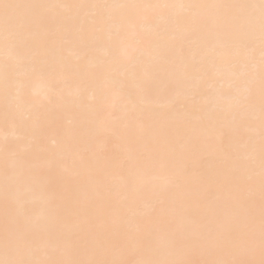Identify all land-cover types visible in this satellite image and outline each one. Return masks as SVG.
Returning <instances> with one entry per match:
<instances>
[{"label":"snow or ice","instance_id":"6c2138e0","mask_svg":"<svg viewBox=\"0 0 264 264\" xmlns=\"http://www.w3.org/2000/svg\"><path fill=\"white\" fill-rule=\"evenodd\" d=\"M0 264H264V0H0Z\"/></svg>","mask_w":264,"mask_h":264},{"label":"bare ground","instance_id":"6f19581e","mask_svg":"<svg viewBox=\"0 0 264 264\" xmlns=\"http://www.w3.org/2000/svg\"><path fill=\"white\" fill-rule=\"evenodd\" d=\"M71 61L73 63H80V61L78 59V55L71 56ZM70 91H71V98H72L73 102L79 104L81 102V100H80V97L78 95L76 85L74 83L71 85ZM91 95H92V93L89 92L88 97H86L83 102L84 103H90L91 102L90 101ZM70 119H72V112L71 111H69L65 114V117L62 121L51 123L49 130H48V136L46 139V145L48 147H51L52 141L57 138L56 137L57 126L62 125L65 129L70 128L71 126L68 123V121Z\"/></svg>","mask_w":264,"mask_h":264}]
</instances>
